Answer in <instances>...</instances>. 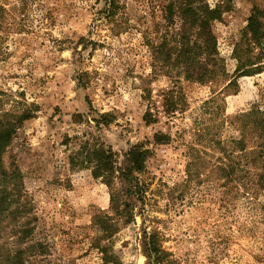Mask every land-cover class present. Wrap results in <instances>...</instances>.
Returning <instances> with one entry per match:
<instances>
[{
    "label": "rangeland",
    "instance_id": "rangeland-1",
    "mask_svg": "<svg viewBox=\"0 0 264 264\" xmlns=\"http://www.w3.org/2000/svg\"><path fill=\"white\" fill-rule=\"evenodd\" d=\"M118 1L113 19L105 0H0V89L17 99L5 107L37 105L4 154L21 193L4 198L0 264H115L98 243L119 263L157 264L144 230L157 232L163 264H264V186L255 167H239L237 144L243 115L264 112V36L259 45L244 34L255 5L264 29V0H230L213 23L219 59L206 82L161 60V43L167 51L183 32L171 0ZM236 50L258 63L255 73L237 75ZM245 132L248 148L261 141ZM84 141L111 148L122 165L131 146L150 151L145 193L112 237L94 223L114 216L111 189L71 164Z\"/></svg>",
    "mask_w": 264,
    "mask_h": 264
},
{
    "label": "trees",
    "instance_id": "trees-1",
    "mask_svg": "<svg viewBox=\"0 0 264 264\" xmlns=\"http://www.w3.org/2000/svg\"><path fill=\"white\" fill-rule=\"evenodd\" d=\"M107 9L105 15L107 18H115L118 11V0H105ZM217 4L212 7L207 0H171L169 6L172 12L178 13L182 22V33L177 32L179 37L175 42L168 43L167 51L164 49L166 41L161 43V60L165 64L175 65L182 68L187 79L206 82L212 80L213 69H209L210 62H216L219 59L217 50V37L213 29V23L220 20L223 11L230 6V0L225 1L224 6ZM263 11L256 5L248 19V25L244 31L245 36L249 37L248 43L262 44L264 29L262 28L261 17ZM160 48V46H158ZM175 54L174 56L172 55ZM239 59L237 75H252L257 68L252 67L255 64L251 59L248 61L240 60L237 50L235 51ZM248 62V63H247ZM250 65V66H249ZM257 67V66H256ZM226 74V73H224ZM229 83H232L230 81ZM11 101L17 100L10 98L2 89H0V212L8 203H4L6 196H17L20 199V181L21 176L17 169L8 171L4 166V154L11 145L18 128L34 117L37 112V105L34 102L15 101L14 107L6 108L5 105ZM175 105H172L174 108ZM243 135L237 144L241 162L239 167L250 165L255 167L257 173V184L264 186V112L259 109H253L246 112L242 117ZM251 126V127H250ZM246 129L252 131L261 141L251 149L246 145ZM161 136L156 135V142H161ZM150 154L148 149L142 145H133L125 153L123 165L120 163L117 153L111 148H106L102 144L91 145L89 141H84V145L71 156V164L81 168H90L95 178L102 179L111 189V209L115 214L112 216L107 212L98 214L94 218L95 225L102 232L104 237H112L118 229L119 220L128 223L133 219L134 197L141 199L145 193L142 187L140 173L146 169V161ZM258 168L261 171H258ZM227 173L231 174L232 167L227 163ZM243 172L250 173L251 169H241ZM121 181V188L115 185V179ZM24 207V206H23ZM22 207V208H23ZM115 219V220H114ZM97 247L103 254V259L107 262L122 264L117 261L115 255L107 252V247L98 243ZM143 248L145 254L155 263L163 264L168 259L166 250L162 247L156 231L148 232L144 230Z\"/></svg>",
    "mask_w": 264,
    "mask_h": 264
}]
</instances>
